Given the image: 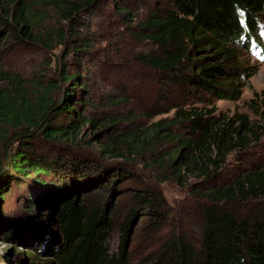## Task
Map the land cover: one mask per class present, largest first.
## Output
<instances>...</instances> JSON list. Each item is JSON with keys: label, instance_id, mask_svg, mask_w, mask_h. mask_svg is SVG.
Returning a JSON list of instances; mask_svg holds the SVG:
<instances>
[{"label": "trees", "instance_id": "16d2710c", "mask_svg": "<svg viewBox=\"0 0 264 264\" xmlns=\"http://www.w3.org/2000/svg\"><path fill=\"white\" fill-rule=\"evenodd\" d=\"M45 1L67 21L95 2ZM170 1L172 8L141 22L149 30L146 37L163 49L149 57L151 65L187 94L201 91L210 99H240L243 79L253 73L246 76L237 46L251 45L264 21V0ZM33 6L29 0H0V36L46 43L45 35H36L39 21L45 19H39ZM82 41L90 44L85 37ZM60 75L62 89L59 84H28L13 71L0 70V239L32 247L28 264H132L127 242L137 204L155 213L162 208L159 196L140 193L136 208L120 225L119 246L112 245L117 228L113 197L133 174L124 165L97 158L91 145L84 144L87 125L113 129L112 141L100 145L102 157L128 159L157 148L159 140L175 142L165 158L175 165L172 174L181 181L196 174L203 181L213 180L232 152L250 151L262 135L245 115L239 120L217 115L216 104H175L172 119L160 118L147 129L116 139V123L101 127L86 115L81 72ZM177 124L183 131H172ZM240 167L233 180L199 190L212 202L204 210L199 246L173 239L142 264H264V167ZM237 200L259 201L261 209L247 215L226 206ZM14 248L17 253V245Z\"/></svg>", "mask_w": 264, "mask_h": 264}, {"label": "rangeland", "instance_id": "374dc122", "mask_svg": "<svg viewBox=\"0 0 264 264\" xmlns=\"http://www.w3.org/2000/svg\"><path fill=\"white\" fill-rule=\"evenodd\" d=\"M29 1L39 12V19H45L39 21L42 25L36 35H45L46 43L0 36V70H11L28 84H59L61 89L65 87L64 79H60L62 72H81L85 81L83 96L88 102L86 115L98 121L101 127L116 123V139L131 130L147 129L160 118L172 119L175 104L206 108L216 104L217 115L225 113L236 120L245 115L250 125L261 129V138L250 151L232 152L224 169L210 181H203L197 174L186 181L173 176L171 169L175 165L170 166L171 161L165 155L175 142L159 140L157 148L148 149L143 155L113 159L100 155V145L112 141L113 129L101 130L91 124L83 129L84 144L91 145L89 148L98 154L97 158L108 164L124 165L133 174L113 197L117 228L112 235V245L119 246L120 225L136 208V197L147 190L159 196L163 205L155 213L146 204H137L140 209L127 242L131 263L142 264L155 258L173 239L180 238L199 246L204 210L212 204L199 190L205 192L215 184L222 186L233 180L241 171L240 166L264 167V60L259 45L264 47V21L248 48L237 46L246 76L253 73L243 79L245 86L240 99H210L201 91L198 95L187 94L173 84L167 73L150 63L149 57L161 54L163 49L146 37L149 30L141 22L172 8L170 0H95L92 6L83 8L69 21L61 18L53 4L45 0ZM121 7L129 8L130 12H119ZM83 37L90 42L88 46L81 44ZM212 53V48L205 52L207 56ZM172 131H183V125H175ZM226 206L247 215L261 209L257 208L259 201L246 204L237 200ZM14 245H17V253ZM29 251L34 250L23 242L0 239V264H28Z\"/></svg>", "mask_w": 264, "mask_h": 264}]
</instances>
